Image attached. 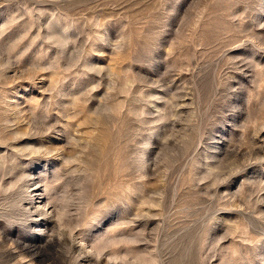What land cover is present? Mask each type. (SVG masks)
Wrapping results in <instances>:
<instances>
[{
    "label": "rangeland",
    "instance_id": "obj_1",
    "mask_svg": "<svg viewBox=\"0 0 264 264\" xmlns=\"http://www.w3.org/2000/svg\"><path fill=\"white\" fill-rule=\"evenodd\" d=\"M0 264H264V0H0Z\"/></svg>",
    "mask_w": 264,
    "mask_h": 264
},
{
    "label": "bare ground",
    "instance_id": "obj_2",
    "mask_svg": "<svg viewBox=\"0 0 264 264\" xmlns=\"http://www.w3.org/2000/svg\"><path fill=\"white\" fill-rule=\"evenodd\" d=\"M39 207V206H38Z\"/></svg>",
    "mask_w": 264,
    "mask_h": 264
}]
</instances>
